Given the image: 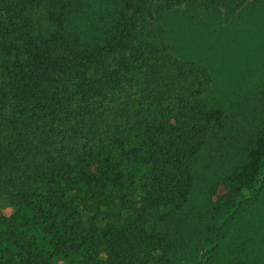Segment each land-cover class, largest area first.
I'll return each mask as SVG.
<instances>
[{
	"label": "trees",
	"instance_id": "1",
	"mask_svg": "<svg viewBox=\"0 0 264 264\" xmlns=\"http://www.w3.org/2000/svg\"><path fill=\"white\" fill-rule=\"evenodd\" d=\"M225 1L107 0L89 24L85 0H0V264H173L170 221L221 189L212 264L264 190V60L246 62L250 128L211 170L234 96L174 50L166 14Z\"/></svg>",
	"mask_w": 264,
	"mask_h": 264
},
{
	"label": "rangeland",
	"instance_id": "2",
	"mask_svg": "<svg viewBox=\"0 0 264 264\" xmlns=\"http://www.w3.org/2000/svg\"><path fill=\"white\" fill-rule=\"evenodd\" d=\"M85 2L83 21L89 24L106 17L108 8L112 11L107 0ZM222 3L220 10L216 5L212 10H206L197 4H184L166 14L168 35L174 50L211 66L219 84L214 96H234L226 107L229 117L225 132L215 141L211 151L213 158L208 160L211 170L219 167L222 153L224 157L226 150L242 143L241 137L246 128H250V116L241 108L247 107L246 100L249 99L243 83L246 62L249 60L247 64L253 65L254 61L264 60V5L258 7L255 0ZM258 50L261 51L259 55L255 53H259ZM236 96L238 100H235ZM222 192L219 189L212 200L209 197L205 200L202 193L195 194L179 217L170 221V240L178 245L177 259L173 264H204L198 261V256L213 245L216 229L213 224L223 215L222 209L228 202ZM15 210L16 207L8 201H0V216H11ZM263 211L264 190L257 198L249 200L235 219L223 225L222 244L212 264H264ZM258 231H261L260 235ZM56 264H69V261L61 260Z\"/></svg>",
	"mask_w": 264,
	"mask_h": 264
}]
</instances>
